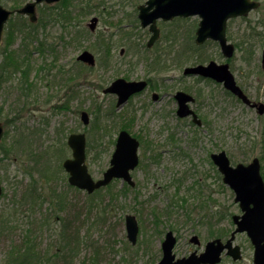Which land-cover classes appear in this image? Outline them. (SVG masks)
<instances>
[{"label": "rangeland", "instance_id": "374dc122", "mask_svg": "<svg viewBox=\"0 0 264 264\" xmlns=\"http://www.w3.org/2000/svg\"><path fill=\"white\" fill-rule=\"evenodd\" d=\"M67 1L78 6L70 17L60 13L62 3L38 5L40 26H46L39 35L43 38L47 32V39L55 42L57 57L47 48L40 53L35 49L37 42L28 40L31 85L22 81L21 70L1 73L7 53L20 50L24 43L21 29L29 30L25 29L28 18L14 14L4 28L0 44V264H15L14 246L30 243L40 255L33 264H50L49 258L59 264H157L168 230L177 238V257L202 252L214 237L225 240L235 227L231 215L242 211L210 153L225 150L232 164L260 158L264 115L241 103L221 83L187 77L182 70L197 62H228L246 94L264 102L263 1L246 17L227 21V37L236 47L231 58L222 55L215 41L195 43L197 15L157 21L160 38L147 48L150 32L137 18V5L145 0ZM0 4L14 5L12 0H0ZM80 8L88 13L83 15ZM94 15L99 22L90 31L87 23ZM8 33L12 39L7 40ZM84 49L95 54V67L83 68L75 62ZM58 67L70 73L71 80L65 81ZM117 77L149 78L152 90L162 98L154 102L148 94L146 98L141 95L117 108L116 97L102 92ZM179 89L195 96L191 105L203 126L177 117L171 94ZM82 110L90 115L88 124L80 119ZM121 129L140 141V163L131 172L135 186L116 179L92 196L70 186L62 167V161L71 156L68 135L86 134V163L97 179L109 166ZM260 161L263 169L264 160ZM128 213L139 224L134 245L126 237ZM206 214L212 216L209 221ZM192 235H198L199 245L190 242ZM234 242L241 246L242 258L234 261L223 254L218 264H251L253 245L247 234H236Z\"/></svg>", "mask_w": 264, "mask_h": 264}, {"label": "water", "instance_id": "95a60500", "mask_svg": "<svg viewBox=\"0 0 264 264\" xmlns=\"http://www.w3.org/2000/svg\"><path fill=\"white\" fill-rule=\"evenodd\" d=\"M59 0H33L28 1L20 8L12 11L0 5V41L5 23L13 12H17L29 17L31 22L37 20L36 6L39 3H53ZM260 2L257 0H147L146 5L139 6L141 25H150L152 36L148 42L151 45L159 36V29L156 19H171L174 16L199 15L200 21L196 30L195 42L202 44L210 38L217 41L221 52L225 57L234 54V44L226 37V23L228 18L239 15H247L252 9L257 8ZM152 9V10H151ZM98 19L93 17L88 24L91 30L96 28ZM79 60L95 65V57L89 50H83L77 57ZM261 65L264 70V50L262 52ZM184 74H195L210 77L240 98L245 104L256 107L259 114L264 113V103L252 101L237 84L234 75L229 69L228 63H217L213 60L207 64L199 63L187 66ZM144 81H128L124 78L113 80L103 91L105 93H116L118 95L117 106L122 105L128 97L142 89ZM178 102L177 114L180 117L192 115V121L201 125V120L190 108L189 102H194L195 98L185 91H177L174 95ZM81 120L84 124L89 122V114L81 112ZM3 132V125L0 122V139ZM67 144L72 150V156L66 158L62 165L68 172V182L87 193H92L96 189L108 185L114 178L126 181L130 186H134L130 171L138 164L139 141L128 131L121 130L117 136L115 148L109 161V167L103 172L102 177L94 179L89 172L86 163V137L84 133H71L67 138ZM211 159L217 165L218 170L223 175V181L235 192L234 201L239 203L243 214H234L232 219L236 228L231 236L223 242L221 238H214L208 241L204 251L197 254L194 250L188 256L176 258L173 252L176 237L172 230L166 232L161 243L162 257L158 264H216L221 260L224 250L233 260L241 258L239 245L233 244L235 234L246 231L252 244L253 264H264V179L260 172V162L258 157H254L249 163L239 162L231 165L229 157L224 150L211 153ZM2 192L0 183V193ZM125 229L127 239L136 244L139 226L136 216L125 215ZM195 244H200L197 235L190 239Z\"/></svg>", "mask_w": 264, "mask_h": 264}, {"label": "trees", "instance_id": "16d2710c", "mask_svg": "<svg viewBox=\"0 0 264 264\" xmlns=\"http://www.w3.org/2000/svg\"><path fill=\"white\" fill-rule=\"evenodd\" d=\"M24 0H12L13 4L12 8H15V6H17L18 4H21V2H23ZM264 2V0H263ZM59 3H62L60 5L61 7V14L64 15L65 17L68 16L70 17L71 15L74 14V12L76 11L75 8H78L77 5L75 4H70V1L67 0H61ZM82 9V8H80ZM42 10L40 9V12ZM54 12V11H53ZM83 15H85L86 13H88V10L83 8ZM56 14H59L58 12H56ZM41 15H43V12H41ZM40 19H38V21L36 23H30L27 22L26 24L28 25L27 28L25 29H29L28 31H25L23 29H21V31L23 32V40L24 43L21 45V49L20 50H16V49H12L7 53V60L3 63V67L1 68L2 70V74L5 75L7 74L8 71H16V70H21L22 74H23V82H27L28 85H31V82H28V77H29V73H30V60H29V54L32 53V51L30 49H28V40L31 43H34L35 41L37 42L35 45V49L36 50H40V53H44L45 50L44 49H48V51L52 50H56L55 45L53 43V41H49L47 32L43 33V38L39 35V30L40 28H43V32H45L46 26H40ZM39 25V26H38ZM11 33L7 34V40L10 39L11 37ZM12 39V37H11ZM73 40H76V38L73 36L72 37ZM26 40V43H25ZM57 53L54 54V57H57L56 55ZM52 61H54L52 59ZM200 61V60H199ZM11 69V70H9ZM59 72H63V74L65 75L67 80H71V74L68 73L66 70H64L61 67H58L57 69ZM260 137V136H259ZM259 144L261 147V155H260V159L263 161L264 160V123H263V131H261V137L259 138ZM262 175L264 176V166L262 169ZM96 190L94 193L100 191ZM31 193H29V195H31ZM94 195V194H92ZM89 195V196H92ZM206 206H204L203 204L200 206V208H202V210L205 208ZM207 216V220L209 221L212 216H209V214H206ZM64 231H65V226L62 227L61 230V235H64ZM56 256H58V254L56 252H54ZM12 257L16 260L15 264H33L34 262H39V258L40 255L37 251V249L35 248V245L32 243L29 244V246H25V247H21V245H16L14 246V249L12 250ZM48 262L50 264L54 263V264H59L56 261H51V259H48Z\"/></svg>", "mask_w": 264, "mask_h": 264}, {"label": "flooded vegetation", "instance_id": "af4514ba", "mask_svg": "<svg viewBox=\"0 0 264 264\" xmlns=\"http://www.w3.org/2000/svg\"><path fill=\"white\" fill-rule=\"evenodd\" d=\"M260 1V6L259 7H261L262 6V2H261V0H259ZM263 1V0H262ZM264 3V2H263ZM139 5H144V4H138L137 5V9H138V13H137V18H138V20H139V11H140V9H139ZM258 7V8H259ZM258 8H256V9H258ZM83 9V8H82ZM86 9V8H85ZM253 10H255V9H253ZM253 10H251V11H253ZM250 11V12H251ZM81 12H83V10L81 11ZM249 12V13H250ZM94 16H96V15H94ZM97 17V19H98V22H99V18H98V16H96ZM179 18V16H175V17H173V18H171V19H167V20H163L162 18H160V19H157L156 20V25H158L157 24V21H170V20H172V19H178ZM182 18H185V17H182ZM97 22V23H98ZM139 23H140V20H139ZM87 25H88V23H87ZM140 26H141V24H140ZM142 27V26H141ZM143 28H148V31L150 32V35H149V38H148V40H147V42H146V46H147V48H151L155 43H156V41L160 38V31H159V36H158V38L151 44V45H148V42H149V40H150V38H151V36H152V32L150 31V28H149V26H146V27H143ZM83 51V50H82ZM120 54L122 55L123 54V49H121V51H120ZM95 56V55H94ZM233 56V55H232ZM231 56V57H232ZM75 62L76 63H79V65H80V67H83V66H85V67H89V68H92V67H95L96 65H97V60L95 59V65H89L88 63H86V62H84V61H81V60H79L78 58H77V56H76V58H75ZM229 64V63H228ZM79 65H78V67H79ZM85 67H83V68H85ZM184 69H185V67L183 68V70H182V73H183V75L184 76H189V77H198V78H208V79H210L209 77H203V76H201V75H195V74H184ZM229 69H230V66H229ZM230 71H231V69H230ZM232 72V71H231ZM232 74H233V72H232ZM234 75V74H233ZM117 78H123V77H117ZM117 78H115V79H117ZM234 78H235V76H234ZM22 80H23V78H21ZM114 79V80H115ZM125 79V78H124ZM127 80V79H126ZM235 80H236V78H235ZM128 81H144V83H145V86L142 88V89H140V90H138V91H135L134 93H132L129 97H128V99L122 104V105H120L119 107L117 106V100H118V95L117 94H115V93H105L104 91H103V89H104V87L102 88V92H103V94H111V95H114L115 97H116V107L117 108H120V107H122V106H124L127 102H128V100H130L131 98H134V97H138V96H144L145 98H146V96H147V94L151 97V99H152V101H158V100H160L161 98H162V96H160L159 95V93L158 92H156V91H153L152 90V83L150 82V80H149V78H144V77H140V78H138V79H132V80H128ZM236 82H237V80H236ZM238 83V82H237ZM106 87V86H105ZM179 90H181V91H185V90H182V89H179ZM179 90H176L175 91V93L177 92V91H179ZM185 92H187V91H185ZM175 93H173V94H171L172 95V98L175 100V102H176V108H175V113H176V115H177V117L178 118H190V120L192 121V116L191 115H189V116H186V117H180V116H178V114H177V108H178V102H177V100H176V98L174 97V95H175ZM187 93H189V92H187ZM189 94H191V93H189ZM230 94H232V93H230ZM192 95V94H191ZM194 96V95H193ZM194 98H195V96H194ZM195 100H196V98H195ZM252 100H254V99H252ZM255 101H259V100H255ZM247 107H249V108H251V109H255L256 111H257V109H256V107H253V106H250V105H247V104H245ZM190 108L198 115V113H197V111L192 107V105H190ZM258 114V113H257ZM258 115H263V114H258ZM198 117H199V115H198ZM201 121H202V123H201V125L199 126V127H201V126H203L205 123L203 122V120L201 119ZM194 124V123H193ZM213 162V161H212ZM261 162V161H260ZM213 164H214V162H213ZM216 166V165H215ZM197 251V250H196Z\"/></svg>", "mask_w": 264, "mask_h": 264}]
</instances>
